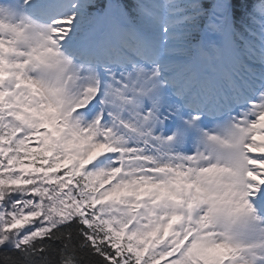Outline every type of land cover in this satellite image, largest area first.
Here are the masks:
<instances>
[{"label": "snow or ice", "instance_id": "1", "mask_svg": "<svg viewBox=\"0 0 264 264\" xmlns=\"http://www.w3.org/2000/svg\"><path fill=\"white\" fill-rule=\"evenodd\" d=\"M0 264H264V0H0Z\"/></svg>", "mask_w": 264, "mask_h": 264}]
</instances>
